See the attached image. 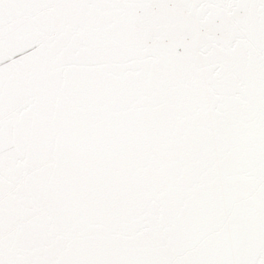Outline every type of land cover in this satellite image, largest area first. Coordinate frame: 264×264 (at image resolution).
<instances>
[{"label":"snow or ice","instance_id":"1","mask_svg":"<svg viewBox=\"0 0 264 264\" xmlns=\"http://www.w3.org/2000/svg\"><path fill=\"white\" fill-rule=\"evenodd\" d=\"M0 264H264V0H0Z\"/></svg>","mask_w":264,"mask_h":264}]
</instances>
